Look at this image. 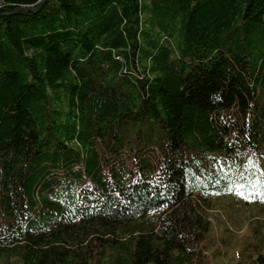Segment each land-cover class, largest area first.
<instances>
[{"label": "trees", "instance_id": "1", "mask_svg": "<svg viewBox=\"0 0 264 264\" xmlns=\"http://www.w3.org/2000/svg\"><path fill=\"white\" fill-rule=\"evenodd\" d=\"M263 166L264 0H0V264H207Z\"/></svg>", "mask_w": 264, "mask_h": 264}, {"label": "rangeland", "instance_id": "2", "mask_svg": "<svg viewBox=\"0 0 264 264\" xmlns=\"http://www.w3.org/2000/svg\"><path fill=\"white\" fill-rule=\"evenodd\" d=\"M210 219L207 264H254L264 254V199L241 192L220 196Z\"/></svg>", "mask_w": 264, "mask_h": 264}, {"label": "water", "instance_id": "3", "mask_svg": "<svg viewBox=\"0 0 264 264\" xmlns=\"http://www.w3.org/2000/svg\"><path fill=\"white\" fill-rule=\"evenodd\" d=\"M44 1V0H43Z\"/></svg>", "mask_w": 264, "mask_h": 264}]
</instances>
